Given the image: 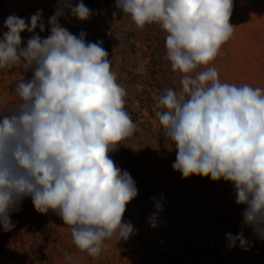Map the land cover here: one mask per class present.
I'll use <instances>...</instances> for the list:
<instances>
[{"label": "clouds", "instance_id": "1", "mask_svg": "<svg viewBox=\"0 0 264 264\" xmlns=\"http://www.w3.org/2000/svg\"><path fill=\"white\" fill-rule=\"evenodd\" d=\"M114 7L113 17L122 12L136 28L159 25L166 33V59L181 74L179 91L166 88L155 113L176 152L173 171L182 179L231 183L235 203L245 206L241 223L264 240V88L221 82L208 66L233 35V0H115ZM92 14L83 0H58L46 38L35 33L45 31L42 10L27 23L15 14L4 21L0 69L32 75L18 82L15 102L0 114V227L11 231V213L30 198L38 213H56L69 226L75 248L95 258L107 241L117 244L135 234L122 218L138 189L109 155L136 132L125 110L126 89L102 40L86 42L85 32L75 35L59 23L61 17L85 21ZM25 31L32 35L21 47ZM162 199L148 217L152 228ZM225 239L229 248L251 247L243 231ZM64 260L74 264L70 254Z\"/></svg>", "mask_w": 264, "mask_h": 264}, {"label": "rangeland", "instance_id": "2", "mask_svg": "<svg viewBox=\"0 0 264 264\" xmlns=\"http://www.w3.org/2000/svg\"><path fill=\"white\" fill-rule=\"evenodd\" d=\"M77 2L71 0L72 5ZM57 3L58 0H0V36L7 31L3 25L9 15L24 18L27 23L31 15L42 10L45 31L40 33L37 28L35 33L46 38L50 34L48 20ZM83 3L93 12L88 20L69 16L61 17L59 23L75 35L85 32L86 42L102 40L111 59V70L126 89L125 110L136 132L109 155L136 182L138 195L126 205L122 218V222H131L136 232L117 244L107 241L108 247L98 257H88L75 248L69 226L56 213L50 210L42 215L34 209L31 199L25 198L20 210L10 215L15 227L7 232L0 227V264H66V253L73 257L74 264H264V240L241 223L245 206L235 203L233 185L223 180L213 182L210 177L182 179L172 169L176 158L172 143L164 137L149 108L138 101V91L145 90L141 94L153 99L152 110L156 112L157 100L163 94L159 89L162 80L160 74H150V49L144 38L147 35L151 40L157 63L164 68V31L156 24L136 28L122 12L113 17L117 11L115 0ZM229 23L234 27L233 35L208 66L217 69L221 82L264 88V0H233ZM31 35L21 33V47ZM202 70L198 68L192 75ZM31 75V71L17 67L0 69V114L4 105L15 102L13 90L18 82ZM176 76L180 81L181 74ZM180 87L171 88L179 91ZM161 197L163 211L157 217V227L152 228L148 217ZM241 231L251 244L247 251L238 245L229 248L225 239L227 233Z\"/></svg>", "mask_w": 264, "mask_h": 264}, {"label": "trees", "instance_id": "3", "mask_svg": "<svg viewBox=\"0 0 264 264\" xmlns=\"http://www.w3.org/2000/svg\"><path fill=\"white\" fill-rule=\"evenodd\" d=\"M145 36L146 37L144 38V40L147 41L146 47L148 49H150V51H149L150 52L149 53V57H150L149 71H150V74L153 75V76L157 75V73L160 74L162 82H160L159 89L163 90V93H164V90L168 86L169 87L170 86L174 87V86L180 84L179 80L176 78L177 77L176 75H177L178 72L177 73H173L172 72L171 66H170V62L168 60H166L167 64H166V66L164 68H161L159 66V64L157 63V62H159V60L157 59L158 56L154 53L156 48L152 47L151 40L147 39L148 38L147 35H145ZM165 37H166V33L164 32L163 36H162L164 47H165ZM144 92H145V90L138 91V93H139L138 95H140V96L137 97L138 101L140 102V104H142V106L148 107L151 115L154 116L155 118H157L156 115H155L156 112L154 113L153 110H152V107L154 106V101H153V99L150 96L146 97L145 95L141 94V93H144ZM147 98L149 100H147ZM157 110L158 109H156V111ZM157 120H158V118H157ZM158 123H159V121H158Z\"/></svg>", "mask_w": 264, "mask_h": 264}]
</instances>
